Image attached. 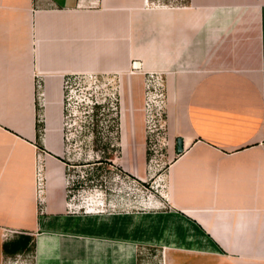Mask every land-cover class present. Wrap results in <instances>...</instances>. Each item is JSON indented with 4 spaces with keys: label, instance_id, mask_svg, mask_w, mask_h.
<instances>
[{
    "label": "crops",
    "instance_id": "crops-1",
    "mask_svg": "<svg viewBox=\"0 0 264 264\" xmlns=\"http://www.w3.org/2000/svg\"><path fill=\"white\" fill-rule=\"evenodd\" d=\"M81 75L118 81L114 164L142 182L146 80H164L155 207L69 202L65 86ZM19 235L33 264H139L140 247L170 264H264V0H0V264Z\"/></svg>",
    "mask_w": 264,
    "mask_h": 264
},
{
    "label": "rangeland",
    "instance_id": "rangeland-1",
    "mask_svg": "<svg viewBox=\"0 0 264 264\" xmlns=\"http://www.w3.org/2000/svg\"><path fill=\"white\" fill-rule=\"evenodd\" d=\"M167 2L169 0H154ZM180 2V0H171ZM146 115L149 117L147 166L149 177L139 181L114 164H98L101 157L116 158L114 151L104 154L112 140V119L121 111L118 81L108 77H70L65 86V138L68 161L69 202L76 211L138 213L156 206L163 190V177L169 162L165 128L166 95L164 80L151 75L146 80ZM108 103L111 111L94 110L95 103ZM157 114H162L163 119ZM150 115L153 118H150ZM155 115V117H154ZM44 127L40 125V135ZM99 140V141H98ZM27 254V255H26ZM162 249L140 247L139 264H170ZM29 261H28V260ZM26 260L28 262H26ZM167 261V263H166ZM4 264H33V252L6 258Z\"/></svg>",
    "mask_w": 264,
    "mask_h": 264
},
{
    "label": "trees",
    "instance_id": "trees-1",
    "mask_svg": "<svg viewBox=\"0 0 264 264\" xmlns=\"http://www.w3.org/2000/svg\"><path fill=\"white\" fill-rule=\"evenodd\" d=\"M108 103H95L94 104V110L97 112L100 111L102 108L109 109L111 111L110 107L108 106ZM112 125H111V131L113 138L110 140L109 143L105 145V150L103 151L104 154L106 152L114 151L120 156L121 154V148H120V142H121V132H120V112H117L116 117L112 119ZM99 141V140H98ZM98 164H110L111 166H114V158L109 157H101L99 155L98 160L96 161ZM68 164V161H66ZM69 165V164H68ZM69 168V166H68ZM34 239L31 236L28 235H19L14 240L5 242L3 244V253L6 257H13L18 254H23L27 252L34 251Z\"/></svg>",
    "mask_w": 264,
    "mask_h": 264
},
{
    "label": "built area",
    "instance_id": "built-area-1",
    "mask_svg": "<svg viewBox=\"0 0 264 264\" xmlns=\"http://www.w3.org/2000/svg\"><path fill=\"white\" fill-rule=\"evenodd\" d=\"M150 95V94H149ZM148 93H147V97L149 96ZM146 105L148 106L147 102H146ZM157 116H160L161 119H163V116L162 114H157ZM155 117V115H154ZM150 118H153L152 115H150ZM149 123V117L147 116V124ZM149 129V128H148ZM43 177H42V174H41V169L39 170L38 172V188H39V191L41 192L42 191V187H43Z\"/></svg>",
    "mask_w": 264,
    "mask_h": 264
},
{
    "label": "water",
    "instance_id": "water-1",
    "mask_svg": "<svg viewBox=\"0 0 264 264\" xmlns=\"http://www.w3.org/2000/svg\"><path fill=\"white\" fill-rule=\"evenodd\" d=\"M134 67H135L136 69L140 68V63H139V62H136V63L134 64ZM183 152H184V142H183L182 139H178V140H177V153H178V154H182Z\"/></svg>",
    "mask_w": 264,
    "mask_h": 264
},
{
    "label": "bare ground",
    "instance_id": "bare-ground-1",
    "mask_svg": "<svg viewBox=\"0 0 264 264\" xmlns=\"http://www.w3.org/2000/svg\"><path fill=\"white\" fill-rule=\"evenodd\" d=\"M52 134H53V133H52ZM89 212H94V211L91 210V211H89Z\"/></svg>",
    "mask_w": 264,
    "mask_h": 264
}]
</instances>
